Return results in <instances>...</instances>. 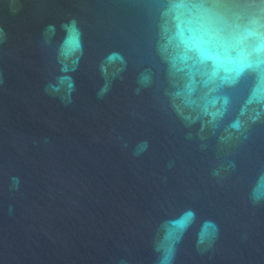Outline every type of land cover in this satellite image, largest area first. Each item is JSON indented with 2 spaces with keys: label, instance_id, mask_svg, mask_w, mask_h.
Segmentation results:
<instances>
[{
  "label": "water",
  "instance_id": "obj_1",
  "mask_svg": "<svg viewBox=\"0 0 264 264\" xmlns=\"http://www.w3.org/2000/svg\"><path fill=\"white\" fill-rule=\"evenodd\" d=\"M0 264H264V0H0Z\"/></svg>",
  "mask_w": 264,
  "mask_h": 264
},
{
  "label": "snow or ice",
  "instance_id": "obj_2",
  "mask_svg": "<svg viewBox=\"0 0 264 264\" xmlns=\"http://www.w3.org/2000/svg\"><path fill=\"white\" fill-rule=\"evenodd\" d=\"M73 43H75V41L73 40Z\"/></svg>",
  "mask_w": 264,
  "mask_h": 264
},
{
  "label": "clouds",
  "instance_id": "obj_3",
  "mask_svg": "<svg viewBox=\"0 0 264 264\" xmlns=\"http://www.w3.org/2000/svg\"><path fill=\"white\" fill-rule=\"evenodd\" d=\"M189 215H191V213H190ZM202 238H203V237H202Z\"/></svg>",
  "mask_w": 264,
  "mask_h": 264
}]
</instances>
